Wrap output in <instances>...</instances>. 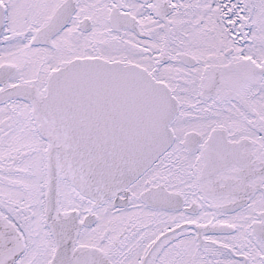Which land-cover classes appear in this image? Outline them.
<instances>
[{
  "label": "snow or ice",
  "instance_id": "obj_1",
  "mask_svg": "<svg viewBox=\"0 0 264 264\" xmlns=\"http://www.w3.org/2000/svg\"><path fill=\"white\" fill-rule=\"evenodd\" d=\"M0 264H264V0H0Z\"/></svg>",
  "mask_w": 264,
  "mask_h": 264
}]
</instances>
